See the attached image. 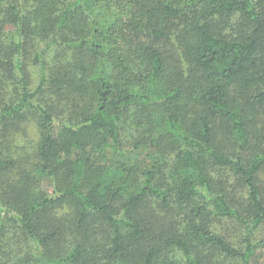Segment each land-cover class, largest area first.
Listing matches in <instances>:
<instances>
[{"label":"trees","instance_id":"1","mask_svg":"<svg viewBox=\"0 0 264 264\" xmlns=\"http://www.w3.org/2000/svg\"><path fill=\"white\" fill-rule=\"evenodd\" d=\"M263 224L264 0H0V264H252Z\"/></svg>","mask_w":264,"mask_h":264},{"label":"rangeland","instance_id":"2","mask_svg":"<svg viewBox=\"0 0 264 264\" xmlns=\"http://www.w3.org/2000/svg\"><path fill=\"white\" fill-rule=\"evenodd\" d=\"M30 85L29 88L31 90H35L38 86V79H39V69L37 66L30 63ZM38 129L36 127V123L33 121L32 118L29 119L28 124L23 125V131L21 133L16 134V139L12 143L10 149L12 152L17 151L21 148L20 152L24 153L23 149H26L27 152L32 151L38 141ZM15 153V152H14ZM39 183L45 191L51 193L52 192V185L46 179L39 180ZM226 232L229 235L236 237L239 240L240 233H236L234 229L231 227H226ZM264 240V224L256 231L254 235V242H259ZM252 264H264V249H260L257 251L256 257L253 260Z\"/></svg>","mask_w":264,"mask_h":264}]
</instances>
